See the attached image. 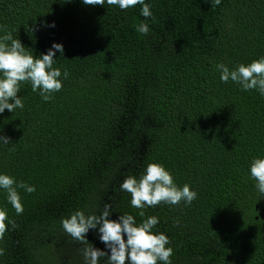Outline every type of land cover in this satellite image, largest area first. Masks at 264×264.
Returning a JSON list of instances; mask_svg holds the SVG:
<instances>
[{"label":"trees","instance_id":"obj_1","mask_svg":"<svg viewBox=\"0 0 264 264\" xmlns=\"http://www.w3.org/2000/svg\"><path fill=\"white\" fill-rule=\"evenodd\" d=\"M145 2L151 18L140 5L0 0V35L11 32L34 56L62 43L53 67L69 73L47 102L22 82L23 108L0 113L10 141L0 145V172L35 187L17 189L20 214L0 190V264H84L86 245L61 220L99 215L105 203L112 220L157 217L171 264H264V195L249 173L264 157V96L216 70L264 56V0ZM142 21L148 35L136 31ZM149 163L197 197L133 208L119 185ZM85 236L109 251L96 229Z\"/></svg>","mask_w":264,"mask_h":264},{"label":"clouds","instance_id":"obj_2","mask_svg":"<svg viewBox=\"0 0 264 264\" xmlns=\"http://www.w3.org/2000/svg\"><path fill=\"white\" fill-rule=\"evenodd\" d=\"M84 5L117 6L121 10L140 5V15L151 18L150 4L145 0H81ZM219 4L220 0H210ZM55 27V23L47 25ZM137 33L148 35L149 27L143 21L136 28ZM63 54L62 43L53 42L46 53L32 55L22 42L13 38L11 32L0 35V113L6 109L13 113L14 109L23 108L22 98L18 95L22 82H29L31 90L38 92L45 102L52 99V94L62 88V80L68 78V71L63 74L60 68L53 67L56 62L55 54ZM216 70L220 80L238 83L244 91L256 90L264 96V56L251 63L239 64L230 70L224 63H217ZM11 100V102H10ZM9 138L0 135V145L9 144ZM251 178L256 181L255 187L264 195V157L254 158L249 166ZM121 191L130 194V205L133 208L144 209L165 204L177 205L181 201L185 205L197 197L194 189L188 184L178 186L171 173L159 163H149L144 167L139 177L127 176L119 185ZM18 188L26 192L35 191L33 185L16 181L14 177L0 172V190L6 192V199L16 210L22 213L23 206ZM111 205L105 203L99 215H87L81 211L74 212L69 218L61 220L64 231L74 240L86 246L83 249L84 264H98L100 257H107V264H171L172 248L168 236L153 229L159 223L155 216H148L139 223L131 214H121L116 220L109 219ZM138 215L143 216L141 211ZM6 212L0 210V235L5 230ZM11 223V221H9ZM90 229H96L99 240L109 251L95 248L90 244L85 234Z\"/></svg>","mask_w":264,"mask_h":264}]
</instances>
